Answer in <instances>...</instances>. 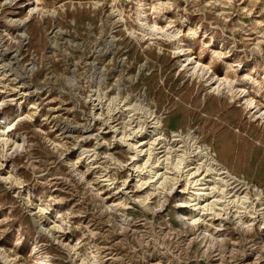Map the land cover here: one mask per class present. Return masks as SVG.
Returning <instances> with one entry per match:
<instances>
[{
    "label": "rangeland",
    "instance_id": "374dc122",
    "mask_svg": "<svg viewBox=\"0 0 264 264\" xmlns=\"http://www.w3.org/2000/svg\"><path fill=\"white\" fill-rule=\"evenodd\" d=\"M29 1L0 0V115L16 133L0 140V264H264L252 186L253 225L192 224L180 177L165 200L132 168L137 141L161 145L143 102L175 148L193 135L264 189V119L244 102L264 111V0ZM186 56L233 91L181 70Z\"/></svg>",
    "mask_w": 264,
    "mask_h": 264
},
{
    "label": "bare ground",
    "instance_id": "6f19581e",
    "mask_svg": "<svg viewBox=\"0 0 264 264\" xmlns=\"http://www.w3.org/2000/svg\"><path fill=\"white\" fill-rule=\"evenodd\" d=\"M38 1L39 0H30V3L28 4H34L35 2H37L35 6V8H37L39 4ZM140 19H143V17H140ZM146 24V22L142 23V27H144ZM22 34L20 35L22 36ZM181 45L182 44H180L178 47H181ZM180 50H183V48ZM185 60L186 61H183L181 63V70L188 71L190 75H196L201 78H204L207 84L210 85L213 90L219 91L223 88H226L230 91H233L234 88L232 82L228 80L225 83L223 77H220L219 75L211 72L209 65L203 64L200 60H197L194 57H192L190 60V57L186 56ZM7 64L9 63H4L0 61V69L5 67ZM189 64H192L191 68L188 67ZM244 99V102L247 104V106L250 107V109H255V115L259 117L261 116L264 119V111L260 107H257V104L255 103L254 99L247 97H245ZM135 106L133 108L134 113V109H136V113H138L139 109L140 112L142 111V113H146V115L152 116V119H154V121L152 122L154 124L152 126H158L157 132L155 133L159 135L158 138L160 139V141H158L157 144H161L160 146L155 147L157 149H155L154 151V147L152 144H150L151 146H149L147 149L145 148V145L150 142L149 140L151 138L148 140H141L139 144L137 141L136 153L132 155V168L136 169V171H141L145 169L141 173L137 174V181L140 182L141 180H144L145 182L141 183L143 184L148 182V179H152L151 182H153L152 185L154 190L157 191L160 196L165 198L166 200L168 195L173 192V189L177 187V179L180 177V181H184L185 187L181 190H178L180 193L182 192L183 194L189 195L188 197H186L185 200L180 201V205L182 207L191 209V217L189 218V216L184 214L183 219H191L192 224L206 220V216L209 214H213L212 218L219 220L220 225L224 224L225 218H223V216L228 215L229 213H233V215L235 214V219L243 221V216L246 215H244V212H248V216L250 217V223H245V221L243 222L247 226H249V224L253 225L257 218L260 216V214L258 213L257 209H253V206L249 203L250 196L248 195L247 191H244V189L252 186L258 197L262 199L264 198V189L261 188L258 184H250L248 180L241 178L235 173H233L230 168H228L222 163L217 153L214 152L211 146H209L208 144H201L198 139L193 135H188L190 139L187 141V145L184 144L186 145V148L183 147V150L175 148L177 143L172 144L171 142L169 143L164 140L166 138V135L162 130L159 129L161 128L162 122L157 117L155 110L152 109L149 104H143V102H139L138 106ZM9 119L10 118L7 115H0V127H5L0 130V140H4L6 144H8V139L16 136V133H14L12 130L14 125ZM5 135H7V138H3V136ZM174 136L181 137V134L175 133ZM188 136L187 138H189ZM176 139L181 140V138H175L174 140ZM23 141L24 138L19 137V141H16L13 147L18 148L23 146ZM188 148L190 151H188ZM143 151H145V153H142ZM140 155H142V158H140ZM191 156L195 158L197 157V160L199 162L195 163L197 160L193 162H188L189 159L191 160V158H193ZM112 158L114 157L112 156ZM164 162H166V171L159 170L158 167ZM145 171L151 174L148 179L141 176V174ZM207 175H211V177H213H207ZM7 178L9 177H6V180ZM179 186L180 185H178V187ZM243 186L245 187L242 190ZM121 189H124L123 186H118V189L116 191L118 192V190ZM242 192L245 193L242 194ZM148 197L149 193H147V197L143 199L144 202L147 201ZM162 203L163 202H160V204ZM146 206L152 209L149 204ZM261 213L264 221V210ZM202 217L204 218L202 219ZM206 231L207 229L203 230V232ZM210 235L212 237V240L216 239L213 234Z\"/></svg>",
    "mask_w": 264,
    "mask_h": 264
}]
</instances>
